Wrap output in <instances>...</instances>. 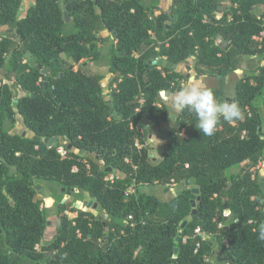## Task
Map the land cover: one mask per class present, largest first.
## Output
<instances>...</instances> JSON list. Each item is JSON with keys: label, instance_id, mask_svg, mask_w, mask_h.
<instances>
[{"label": "trees", "instance_id": "trees-1", "mask_svg": "<svg viewBox=\"0 0 264 264\" xmlns=\"http://www.w3.org/2000/svg\"><path fill=\"white\" fill-rule=\"evenodd\" d=\"M160 2L33 0L17 18L21 0H0V80L10 81L0 87V113L11 127L20 116L31 132H0V264H215V249L226 264H264V0H227L221 10V0H173L169 12ZM104 31L116 39L107 56L96 37ZM64 55L69 68L52 70ZM191 57L223 80L243 73L234 86L241 116L220 117L207 136L185 109L154 158L138 147L142 122L169 119L160 96L180 91L185 74L172 67ZM209 90L224 103L227 88ZM35 180H45L58 208L67 190L74 203L86 193L94 205L58 215L40 250L46 220ZM173 184L185 188L173 195ZM131 185L154 190L129 193Z\"/></svg>", "mask_w": 264, "mask_h": 264}, {"label": "rangeland", "instance_id": "rangeland-1", "mask_svg": "<svg viewBox=\"0 0 264 264\" xmlns=\"http://www.w3.org/2000/svg\"><path fill=\"white\" fill-rule=\"evenodd\" d=\"M221 9L225 8L227 5V0H221ZM173 4V0H161L160 2V9L161 11L169 12L170 6ZM33 5V0H21L20 7L17 11V18H22L26 11L30 8V6ZM160 12H155L156 15H158ZM5 29L0 30V37L4 34ZM96 37L98 39V46L100 52L107 56L109 53V49L111 45H116V39L110 32H102L100 34H96ZM218 43V42H217ZM221 47L225 45L224 42L220 41L218 43ZM7 60V59H6ZM29 63V60L25 57L23 58V64L24 62ZM70 55H64L59 57L56 60H53L48 65L52 68L54 71L62 72L64 70H67L71 64ZM196 60L195 57L189 58L185 64L178 65L175 67H172L175 71L184 73L185 78L184 80L180 81V87H184L188 84L195 83L199 85L201 88H207V89H215L218 87H224L227 88V95L224 98V103H234L236 104L234 100V86L236 81L239 78L243 77V73L241 71H237L231 74H228L226 77H224V80L222 77L215 75H210L208 73V68L206 67H199L197 70L195 68ZM73 69H76V66H73ZM1 79V78H0ZM0 83H2V80H0ZM179 91H175V93L172 94H163L160 96V101H162L164 104L167 105L170 117L167 121L161 123L159 126H155L149 121H143L141 126H144L146 130L145 134V143L143 145H138V147H145L148 148V150L151 152L152 156L154 158H159V154L161 151V148L165 142L166 135L168 131L172 128L170 123L173 121H176V116L178 115L179 111H174L171 106V98L174 97ZM103 94L105 95V98L108 99L109 93L107 92V89H103ZM171 121V122H170ZM11 130L13 133L17 134H26L27 136L30 135V133L27 131L26 127L24 126V123L20 116L15 115V122L14 125L11 127L10 121L5 118L0 113V132ZM261 134L264 136V127L260 128ZM107 175V179L113 177L116 173V171H110ZM232 173H235V170H231ZM260 174H261V182L263 194H264V162L260 165ZM13 172L12 170L5 176L6 180H9V176H12ZM36 186L35 192L36 197L39 202V207L41 210L42 215L45 217L46 220V229L44 232V235L42 237L41 244L38 246V249L42 248V246L50 241L55 233V226L57 222L58 215L65 214L69 216L70 218L74 217V214L72 213V207H76L81 211L85 212H92L93 207L92 203L89 201V198L87 197L86 193H83V201L75 202L74 203V191L73 190H67L63 193V208H58L54 200L50 197L48 192V184L45 182V180H35L34 182ZM34 185V186H35ZM188 188V185H186ZM168 188H170V192L173 195H177L181 191L184 190L185 186L183 184H179L178 187L173 184L169 185ZM61 188L58 189V192ZM154 186H148V185H139L138 187H134L133 185L129 186L127 188V192L133 193V192H139L143 194H151L153 193ZM60 193V192H59ZM195 200V199H194ZM74 203V205H71ZM262 208L261 211L264 213V199L261 200ZM62 209V210H61ZM219 257V258H218ZM213 262L215 264H226V260L222 256L221 252L218 249H215L214 251V260Z\"/></svg>", "mask_w": 264, "mask_h": 264}, {"label": "clouds", "instance_id": "clouds-1", "mask_svg": "<svg viewBox=\"0 0 264 264\" xmlns=\"http://www.w3.org/2000/svg\"><path fill=\"white\" fill-rule=\"evenodd\" d=\"M171 106L174 111L183 112L187 109L194 113L197 120L195 127L207 136L213 135L220 117L231 122L241 116L236 104L218 103L213 91L195 83L182 87L171 98ZM258 239L264 241V223L259 226Z\"/></svg>", "mask_w": 264, "mask_h": 264}, {"label": "water", "instance_id": "water-1", "mask_svg": "<svg viewBox=\"0 0 264 264\" xmlns=\"http://www.w3.org/2000/svg\"><path fill=\"white\" fill-rule=\"evenodd\" d=\"M64 16H65L66 21H68V17H67V15L64 14ZM161 63H162V60H158V61H154V62H152L153 65H156V64L160 65ZM43 72L45 73L46 70H44ZM55 141H56L55 138L51 139V140L49 141V146H51ZM44 142H48V140L45 139ZM185 184H186V185H189V182L187 181ZM192 193H193V195H192V197H191V205H192V206H195V200H194V199H195V195L198 193V191H197L196 189H193V190H192ZM194 213H195V211H193V214H194ZM175 252H176V249H175ZM218 258H219V257H218Z\"/></svg>", "mask_w": 264, "mask_h": 264}, {"label": "flooded vegetation", "instance_id": "flooded-vegetation-1", "mask_svg": "<svg viewBox=\"0 0 264 264\" xmlns=\"http://www.w3.org/2000/svg\"><path fill=\"white\" fill-rule=\"evenodd\" d=\"M81 62H83V60H82ZM27 64H28V63L25 61V62H24V65H27ZM75 66H76V69H75V70H77V69H78V65H75ZM75 66H74V67H75ZM44 70H46V69H44ZM44 70H43V71H44ZM43 71H42V72H43ZM43 74H45V76H49V73L47 72V70H46L45 73L43 72ZM0 78H1V77H0ZM2 81H5V82H6V83L3 84V85H10V81H9V80L3 78ZM40 81H42V79H39V82H40ZM42 82H43V81H42ZM3 85H2V83H0V87L3 86ZM44 85H45V87H46V86H47V83H44ZM26 129H27V128H26ZM27 131H28V132L30 133V135H31V132H30L28 129H27ZM22 135L27 136L26 134H22ZM30 135H28V137H29ZM55 139H56V138H55ZM57 142H58V140L56 139V141H55L51 146L55 145ZM48 144H49V142H48ZM51 146H50V147H51ZM58 148H59V147H58ZM58 148H57V153H58ZM58 154H59V153H58ZM59 155H60V154H59ZM66 156H67V152H66ZM263 187H264V185H263Z\"/></svg>", "mask_w": 264, "mask_h": 264}, {"label": "built area", "instance_id": "built-area-1", "mask_svg": "<svg viewBox=\"0 0 264 264\" xmlns=\"http://www.w3.org/2000/svg\"><path fill=\"white\" fill-rule=\"evenodd\" d=\"M6 82L5 81H2V85L3 84H5ZM58 153L60 154V156L62 157V158H64V157H66V150L63 148V147H59L58 148ZM263 163V162H262ZM261 163V164H262ZM112 179H113V177H111V178H108L107 180H110V181H112ZM130 193V192H129ZM198 231V230H197Z\"/></svg>", "mask_w": 264, "mask_h": 264}, {"label": "crops", "instance_id": "crops-1", "mask_svg": "<svg viewBox=\"0 0 264 264\" xmlns=\"http://www.w3.org/2000/svg\"><path fill=\"white\" fill-rule=\"evenodd\" d=\"M220 39H217L216 40V44H218V43H220ZM218 42V43H217ZM219 45V44H218ZM251 58H253V57H251ZM239 71V70H238ZM237 72V71H236ZM177 187H178V184L176 185ZM203 238L205 239V238H207V235H203Z\"/></svg>", "mask_w": 264, "mask_h": 264}]
</instances>
